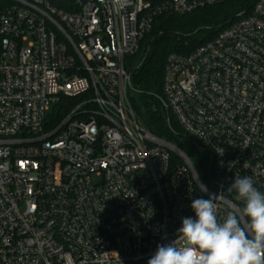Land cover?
Returning <instances> with one entry per match:
<instances>
[{"label":"built area","instance_id":"obj_1","mask_svg":"<svg viewBox=\"0 0 264 264\" xmlns=\"http://www.w3.org/2000/svg\"><path fill=\"white\" fill-rule=\"evenodd\" d=\"M228 1L0 0V264H147L211 195L247 226L227 190L264 193V0L166 56L145 94L169 140L133 104L154 20Z\"/></svg>","mask_w":264,"mask_h":264},{"label":"clouds","instance_id":"obj_2","mask_svg":"<svg viewBox=\"0 0 264 264\" xmlns=\"http://www.w3.org/2000/svg\"><path fill=\"white\" fill-rule=\"evenodd\" d=\"M227 191L243 202L246 227L235 213L218 219L219 196L194 199L195 218H182L177 238L158 245L147 264H264V193L250 176L235 178Z\"/></svg>","mask_w":264,"mask_h":264},{"label":"trees","instance_id":"obj_3","mask_svg":"<svg viewBox=\"0 0 264 264\" xmlns=\"http://www.w3.org/2000/svg\"><path fill=\"white\" fill-rule=\"evenodd\" d=\"M248 1L230 0L184 15L163 13L154 20L151 31L144 37L134 57V60L142 62L131 74L134 87L143 92L133 98L134 107L138 113H145L147 119H151V132L161 138L168 135L161 119L149 111V96L145 94L159 91L166 56L173 52L188 53L211 39L227 25L236 11L249 8V5H244Z\"/></svg>","mask_w":264,"mask_h":264},{"label":"rangeland","instance_id":"obj_4","mask_svg":"<svg viewBox=\"0 0 264 264\" xmlns=\"http://www.w3.org/2000/svg\"><path fill=\"white\" fill-rule=\"evenodd\" d=\"M134 62H135L136 65H138L139 62H140V60L135 59ZM138 118H139L140 122L143 124V126L149 130L150 125H151V119H147V116L146 115H143V114L142 115H139L138 114ZM164 139L169 140L168 137H166Z\"/></svg>","mask_w":264,"mask_h":264}]
</instances>
